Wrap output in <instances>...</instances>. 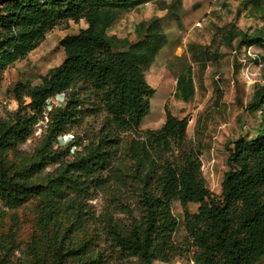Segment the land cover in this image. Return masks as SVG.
<instances>
[{"label":"trees","instance_id":"obj_1","mask_svg":"<svg viewBox=\"0 0 264 264\" xmlns=\"http://www.w3.org/2000/svg\"><path fill=\"white\" fill-rule=\"evenodd\" d=\"M156 1L0 0V75L62 23L86 25L59 42L64 59L38 85L14 86L18 108L0 123V201L17 209L38 200V226L48 241L33 242L30 264H170L192 248V264H259L264 257V86H255L245 108L259 112L257 134L226 147L216 195L206 187L199 152L186 143V119L166 111L160 128L140 129L155 92L145 73L167 42L158 19L138 25L134 45L107 34L122 15ZM246 5L264 19V0ZM215 30L225 46L264 49L261 36ZM208 49L201 52L206 60ZM194 92L187 69L173 97L187 103ZM59 96L62 104H50ZM45 115L39 146L22 153L18 147ZM92 115L83 135L72 134ZM99 195L106 201L100 213L91 204ZM174 201L197 205L184 222L186 249L173 241ZM3 248L9 256L14 243Z\"/></svg>","mask_w":264,"mask_h":264},{"label":"rangeland","instance_id":"obj_2","mask_svg":"<svg viewBox=\"0 0 264 264\" xmlns=\"http://www.w3.org/2000/svg\"><path fill=\"white\" fill-rule=\"evenodd\" d=\"M247 0H157L131 9L107 31L118 38H127L130 45L138 41L136 29L142 22L157 18L166 44L155 57L145 73L147 83L155 90L149 99V112L143 118L142 131L159 128L166 111L179 119L187 120L186 143L199 152L201 171L206 187L216 195L220 194L223 173L226 171V147L240 136L248 138L257 134L260 122L259 112L245 110L250 103L255 86H264L261 66L264 49L257 46L245 49L236 41L230 46L222 44V36L216 34V27L243 31L251 36L264 38V19L248 11ZM186 18V19H185ZM185 19V20H184ZM183 20V21H182ZM199 26L191 28V25ZM183 24L185 26H183ZM84 21L68 20L50 31L45 39L25 59L7 67L0 75V123L10 119L18 108L12 94L16 84L38 85L40 78L59 66L64 52L59 42L65 37L76 35L85 28ZM191 28L188 32L186 29ZM194 43H206L207 60L190 47ZM200 46V53L203 50ZM190 69L194 95L184 103L173 97L176 78ZM26 99L25 97H23ZM50 104H62L61 96ZM50 107V106H48ZM47 109H50L48 108ZM94 115L86 117L74 127L72 134L83 135ZM99 120V119H98ZM47 116L33 127L29 138L18 147L30 156L42 141L47 129ZM71 134L61 138V145L70 141ZM53 167L46 172L51 171ZM102 196L91 204L100 213L106 204ZM197 205H182L172 202V213L178 222L173 241L184 249L187 237L184 222L186 216L196 211ZM3 215L0 228V264H30L34 241L44 247L48 244L38 226V200L32 199L17 209H9L0 201ZM14 243L12 254L6 256V244ZM192 248L183 257L175 259L182 264H192ZM126 263L135 264V259ZM264 263V257L261 260ZM153 264H162L155 262Z\"/></svg>","mask_w":264,"mask_h":264},{"label":"crops","instance_id":"obj_3","mask_svg":"<svg viewBox=\"0 0 264 264\" xmlns=\"http://www.w3.org/2000/svg\"><path fill=\"white\" fill-rule=\"evenodd\" d=\"M186 19V18H185ZM184 19V20H185ZM183 21V20H182ZM197 24V23H196ZM196 24L194 25H191V28H193L194 29V27H196ZM183 26H185L184 24H183ZM191 28H189L188 29V27L186 28L187 30H188V32H189V30L191 29ZM206 43H194V45H191V49L192 50H194V51H197V53H196V56H199L201 53H200V46H203L204 47V45H205ZM202 47V48H203ZM202 52V51H201ZM164 123V119L161 121V123H160V125L162 126V124ZM160 126V127H161ZM159 127V128H160ZM155 129H158V128H151V130H155ZM173 264H182L181 263V261H176V262H174ZM188 264H190V262L188 263ZM259 264H264V263H262L261 261H260V263Z\"/></svg>","mask_w":264,"mask_h":264},{"label":"built area","instance_id":"obj_4","mask_svg":"<svg viewBox=\"0 0 264 264\" xmlns=\"http://www.w3.org/2000/svg\"><path fill=\"white\" fill-rule=\"evenodd\" d=\"M196 26H199V23H197Z\"/></svg>","mask_w":264,"mask_h":264},{"label":"water","instance_id":"obj_5","mask_svg":"<svg viewBox=\"0 0 264 264\" xmlns=\"http://www.w3.org/2000/svg\"><path fill=\"white\" fill-rule=\"evenodd\" d=\"M48 108H50V107H48Z\"/></svg>","mask_w":264,"mask_h":264}]
</instances>
